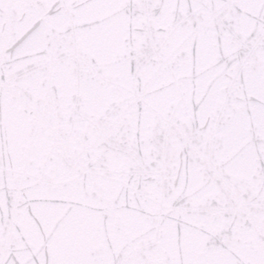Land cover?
<instances>
[{"label":"snow or ice","instance_id":"1","mask_svg":"<svg viewBox=\"0 0 264 264\" xmlns=\"http://www.w3.org/2000/svg\"><path fill=\"white\" fill-rule=\"evenodd\" d=\"M0 264H264V0H0Z\"/></svg>","mask_w":264,"mask_h":264}]
</instances>
